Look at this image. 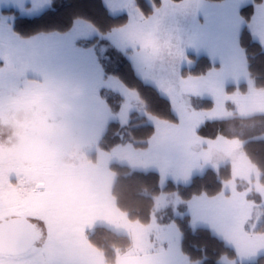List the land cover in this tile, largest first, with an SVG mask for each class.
Masks as SVG:
<instances>
[{
	"label": "rangeland",
	"instance_id": "rangeland-1",
	"mask_svg": "<svg viewBox=\"0 0 264 264\" xmlns=\"http://www.w3.org/2000/svg\"><path fill=\"white\" fill-rule=\"evenodd\" d=\"M104 1L112 15L127 16L126 24L102 34L90 23L78 19L67 32L40 33L22 38L12 30L16 14L26 17L39 15L50 6V0H0V89L4 90L0 96V107L5 109L1 113V120L16 122L17 127H8L9 131L16 134L12 140V148L24 155L7 165L0 156V219L3 214L12 216L20 211L29 214L36 212L35 214L44 218V221L40 218L36 222H47V236L51 235V238L62 233L54 186L55 176L92 168L94 164L91 154L106 132L108 123L118 121L124 125L129 122L131 112L143 113L142 103L130 101V94L126 97L130 91L115 76L105 73L101 64L99 41H108L124 53L138 71L139 62L143 65V61L152 56V51L148 48L151 42L159 40L158 34H155L159 20L153 15L150 20L151 16L147 20L139 18L134 0ZM9 9L16 10L17 13L3 11ZM182 16L178 20L183 24ZM178 26L182 27L180 24ZM194 57L196 58L189 55L191 59ZM211 64L213 65L212 62ZM101 89L118 92L123 97L125 94L119 113L111 112L99 94ZM17 100L19 103L12 104ZM237 102L230 103L233 109H237L239 115L248 117V113L240 110L243 105ZM177 108L182 109L181 106ZM256 108L259 109L257 112H264L263 105H257ZM231 111L233 110L227 109L223 103L217 102L213 107L206 108L205 116L208 117L207 121L223 119L231 117ZM51 114L55 115L54 119H50ZM261 124L259 123L260 126ZM205 140L202 141L205 144L212 142ZM151 142L152 145L157 143L156 140ZM202 142L201 145H204ZM196 144L198 146L197 142ZM129 148L133 149L130 146L114 149L110 161H121L119 163L129 166L147 165L161 170L162 175L167 173L168 170H162L161 167L162 164L165 165L163 160L160 156L156 157L160 155L159 150L144 156L142 151H138L139 155L135 156ZM227 154L228 148L225 150L218 142L205 149L201 147L200 150H194L192 156L204 168L217 169L226 160ZM239 154L240 152L233 151L231 157H228L231 178L223 183L218 196H194V200L207 204V208H214L212 212L215 214L208 220L207 214H203L199 206L201 220L206 224L212 223L209 226L211 233L234 252L233 258L222 256L220 264H252L264 256V233L252 229L257 225L264 227V184L261 182V173L246 155ZM165 162L169 164L171 161L165 159ZM166 182L164 178L163 185ZM175 199L177 200L175 193L160 194L156 197L155 209L175 205ZM187 202L186 212L189 214L190 203L187 208ZM122 213L128 218L126 213ZM190 224L195 228L194 222ZM169 232L172 235V227H169ZM176 238L178 241L177 235ZM39 246L36 245L29 252L18 256L0 254V264L10 259H14L15 264H21L22 259H25L23 264H66L61 248H48L45 251L44 247Z\"/></svg>",
	"mask_w": 264,
	"mask_h": 264
},
{
	"label": "crops",
	"instance_id": "crops-1",
	"mask_svg": "<svg viewBox=\"0 0 264 264\" xmlns=\"http://www.w3.org/2000/svg\"><path fill=\"white\" fill-rule=\"evenodd\" d=\"M251 1L225 0L215 3L206 0L185 2L163 0L161 7L153 14L159 20L155 30L159 40L151 42L148 48L152 51V56L146 58L143 65L139 62L138 71L136 69L135 71L143 80L156 85L162 95L171 101L178 121L176 123L155 119L151 121L156 128L151 140L153 142L156 140L157 143L152 145L150 141L149 147L142 151L144 156L159 150L160 155L156 157L160 156L163 160L166 166L162 164L161 167L162 170L167 169V173L162 175L161 170L137 164L128 165L132 170L158 172L160 185L163 187L164 178L166 181L171 179L177 183H188L195 175H201L207 170L208 167L204 168L193 159L192 155L196 149L200 150L201 147L205 149L206 146L218 142L225 150L228 148L226 160L223 161L225 163L222 162L219 166L230 162L228 157H231L233 151L239 153L241 142L237 139L219 137L209 144L202 142L206 140L197 135V130L208 117L205 116L206 109L193 108V101L210 99L213 106L218 102L227 108L228 104L239 100L237 104L245 106L240 110L249 116L264 114L256 111L259 110L256 108L257 105L264 106V89L255 87L248 72L245 52L240 45V34L245 24L240 8ZM153 16L149 20L153 19ZM179 16L183 17V24L178 20ZM179 24L182 27L178 26ZM248 29L252 38L264 49V0L255 6ZM189 55L196 58L206 57L213 66L202 75L183 76L182 69L193 68L197 62L195 57L191 59ZM123 95L125 97V94ZM127 95L130 96V101L135 103L131 91L126 97ZM177 106H181L182 109H178ZM182 110L186 115L183 113L184 116L180 117L183 115ZM230 113L232 116L247 117L239 115L237 109ZM201 142L204 145H201ZM130 151L135 156L139 155L134 149ZM165 159L171 162L166 164ZM80 171L55 176L54 186L62 233L55 234L53 238L48 235L41 248L44 247L45 251L48 248H61L66 264H104L101 255L86 238L88 230L104 225L117 232L126 233L132 241L131 247L119 254L115 264H191L181 251V233L176 224L161 225L156 222L153 215L148 225H142L128 220L116 208L110 194L113 175L108 167L93 165L92 168ZM194 199L193 197L187 202V208L190 203V223L194 222L195 228L205 227L211 230L209 226L212 223L206 224L201 220L199 206L202 213L207 214L208 220L214 216L215 213L212 212L214 208L211 210L210 207L207 208V204ZM179 200L177 197L175 204H178ZM35 213L23 214H29L31 217ZM46 223L42 222V225L45 226ZM169 227H172V235L175 236L170 234ZM176 235L179 237L178 241ZM23 262L25 259L21 260V264ZM4 264H15V260H7Z\"/></svg>",
	"mask_w": 264,
	"mask_h": 264
},
{
	"label": "trees",
	"instance_id": "trees-1",
	"mask_svg": "<svg viewBox=\"0 0 264 264\" xmlns=\"http://www.w3.org/2000/svg\"><path fill=\"white\" fill-rule=\"evenodd\" d=\"M261 1L263 0H253L252 3L240 9L245 21L240 34V45L246 55L250 77L258 89H264V49L252 38L248 23L254 14L255 6ZM162 2L163 0H134V5L139 16L147 19L161 7ZM3 11L9 14L17 13L13 9ZM78 19L90 23L102 34L121 27L128 21L125 15H112L104 0H50V6L39 15L26 17L16 14L12 30L22 38H29L40 33H63L69 31ZM99 44L101 64L104 66L105 73L115 76L131 91L135 100L143 105V113L131 112L127 124L123 125L118 121L109 122L106 132L91 154L94 165H106L113 175L110 194L116 208L126 213L129 220L137 221L142 225L149 224L153 215L156 217V222L161 225L176 224L181 233V251L191 264H220L219 259L222 256L233 258L232 249L215 237L208 228H193L190 224V216L186 212V202L192 197L201 194L213 197L221 193L223 183L231 178L230 163L219 166L217 169L209 168L203 174L195 175L188 183H177L168 179L161 187L158 172L132 170L126 164L110 161L111 153L116 148L130 146L140 152L149 147L156 132L149 118L176 123L178 117L171 101L163 96L157 87L146 83L137 75L124 53L110 45L108 41L100 40ZM196 60L193 68H183V76H199L213 66L206 57H199ZM3 92L4 90L0 89V95ZM99 94L111 112L115 114L120 112L124 102L121 94L104 89H101ZM193 102L195 109L213 106V102L208 99H195ZM227 108L231 110L234 107L228 104ZM259 123H262L261 126ZM197 135L212 141L220 136L238 139L242 143L239 152L246 155L256 170L261 173V182L264 184V114L249 117L235 115L206 121L198 128ZM163 193H175L181 202L156 210V197ZM252 229L264 233V227L257 225ZM86 238L101 255L104 264H115L119 254L131 246V239L127 235L116 233L104 225L88 230ZM252 264H264V256Z\"/></svg>",
	"mask_w": 264,
	"mask_h": 264
},
{
	"label": "water",
	"instance_id": "water-1",
	"mask_svg": "<svg viewBox=\"0 0 264 264\" xmlns=\"http://www.w3.org/2000/svg\"><path fill=\"white\" fill-rule=\"evenodd\" d=\"M41 241V228L26 215L0 219V254L18 256L30 251Z\"/></svg>",
	"mask_w": 264,
	"mask_h": 264
},
{
	"label": "flooded vegetation",
	"instance_id": "flooded-vegetation-1",
	"mask_svg": "<svg viewBox=\"0 0 264 264\" xmlns=\"http://www.w3.org/2000/svg\"><path fill=\"white\" fill-rule=\"evenodd\" d=\"M18 98L20 99L19 96H18ZM17 103H19L18 100L14 101L12 104L16 105ZM5 106H7V105H5ZM4 110H3V107H0V156L2 157V159L5 160V165H7L8 163H11L12 160H19L24 155L23 154L20 155V153L15 152L14 149L12 148V146H13L12 140L16 136V134L9 131L8 127H17V124H15L16 122L13 120H10L8 122H4L1 120V113ZM52 116H54V114L50 115V119H53ZM30 218L31 219H33V218L37 219L38 216L32 215ZM35 219H33V220H35Z\"/></svg>",
	"mask_w": 264,
	"mask_h": 264
}]
</instances>
